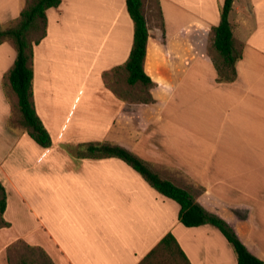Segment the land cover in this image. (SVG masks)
<instances>
[{"label":"crops","instance_id":"1","mask_svg":"<svg viewBox=\"0 0 264 264\" xmlns=\"http://www.w3.org/2000/svg\"><path fill=\"white\" fill-rule=\"evenodd\" d=\"M22 1L0 0V29L18 19ZM75 1L88 31H77L76 61L67 63L53 34H61ZM87 1L48 9L47 35L34 45L33 101L49 147L30 136L14 91L11 101L6 97L17 50L0 44V183L8 223L0 238L14 230L15 245L42 250L53 264H141L173 234L190 264H237L219 228L184 225L180 204L125 160L88 151L111 143L189 189L264 260V0H234L229 19L242 57L231 82L218 80L212 46L225 0H144L150 100L133 96L122 68L134 42L126 0ZM8 244L0 243V253ZM147 264L187 263L171 246Z\"/></svg>","mask_w":264,"mask_h":264},{"label":"trees","instance_id":"2","mask_svg":"<svg viewBox=\"0 0 264 264\" xmlns=\"http://www.w3.org/2000/svg\"><path fill=\"white\" fill-rule=\"evenodd\" d=\"M62 0H34L28 6L21 9L20 16L15 25L7 29H0V44L10 39L13 40L17 50L14 64L7 73L9 84L18 97V107L22 116V123L28 128L29 134L43 147L52 145V137L39 117L33 101V76L31 65L34 45L46 36L47 10L58 7ZM234 0H225L221 9L220 23L214 27L213 48L219 53V61H215L219 81H234L237 77L236 62L242 57V50L236 45L232 25L229 19ZM128 12L134 22V42L130 56L124 66L127 72V82L130 85L142 84L146 88L154 82L144 70V61L149 37L147 19L144 14V0H126ZM33 30L41 31L40 36L31 42L28 38ZM146 100H150L147 98ZM88 151L93 154L113 155L120 157L141 173L149 183L164 196L171 198L180 204V221L188 226H200L212 224L222 231L232 244L238 262L237 264H264V260L253 254L245 243L239 238L229 223L218 215L208 211L195 200L189 189L180 187L170 180L161 178L141 158L134 155L128 149L111 143L90 144ZM7 208V193L0 183V226L8 223L3 219ZM175 246L187 264V257L180 249L173 234H168L150 252L141 264H147L150 259L162 249ZM34 249V247H30ZM19 264H28L22 260Z\"/></svg>","mask_w":264,"mask_h":264},{"label":"rangeland","instance_id":"3","mask_svg":"<svg viewBox=\"0 0 264 264\" xmlns=\"http://www.w3.org/2000/svg\"><path fill=\"white\" fill-rule=\"evenodd\" d=\"M34 0H23L22 5L25 7L28 6L30 3H32ZM87 0H81V2H84ZM150 3L154 5V0H150ZM84 9L83 7H80V9L77 6V2L73 4V7L69 10L66 11L65 15V21H64V28L60 32L56 30L54 32L53 40L54 42L56 41L58 45H62L63 50H62V56L61 60H66L68 61L67 63L71 61H76L77 57V31L85 33V31H88V25L86 24L85 20L81 18L83 15ZM19 18V17H18ZM48 18V17H47ZM18 19L11 22L9 25L6 27L9 28L12 25H15L17 23ZM47 24H48V19H47ZM87 27H86V26ZM6 28V29H7ZM77 30V31H76ZM72 32V33H71ZM41 34V31L38 30H33L29 34L28 38L30 39L31 42H34ZM46 35H47V28H46ZM82 41H86V36L83 35L81 38ZM8 43L12 46L15 47V43L13 40H6L4 43ZM81 42V41H80ZM51 44V43H50ZM9 47V46H8ZM60 49L58 50V52ZM61 55V54H60ZM64 58V59H63ZM221 60V59H220ZM6 97L11 101V97L9 95H13V90L9 84V81L7 79L6 75ZM133 96L136 98H143L147 99V89L145 86L141 85L138 83V85L133 86ZM17 98V97H16ZM17 105V103H16ZM3 227V226H2ZM15 231L13 230V233L10 231L7 233H4V235L0 238V243L3 242H10L8 244L6 250L2 253H0V264H19L22 262V260H26L28 264H53L52 261L46 256V254L39 249H31L25 244H19L12 242L11 240L15 236Z\"/></svg>","mask_w":264,"mask_h":264},{"label":"bare ground","instance_id":"4","mask_svg":"<svg viewBox=\"0 0 264 264\" xmlns=\"http://www.w3.org/2000/svg\"><path fill=\"white\" fill-rule=\"evenodd\" d=\"M88 2V1H87ZM109 6V5H108ZM115 14V13H114ZM86 26V25H85ZM87 27V26H86ZM77 31V30H76ZM72 33V32H71ZM86 33V32H85ZM80 36V35H79ZM80 38V37H79ZM81 38H82V35H81ZM87 39H89V38H87Z\"/></svg>","mask_w":264,"mask_h":264}]
</instances>
